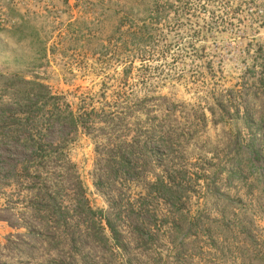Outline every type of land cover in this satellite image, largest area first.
I'll return each instance as SVG.
<instances>
[{
  "label": "rangeland",
  "instance_id": "1",
  "mask_svg": "<svg viewBox=\"0 0 264 264\" xmlns=\"http://www.w3.org/2000/svg\"><path fill=\"white\" fill-rule=\"evenodd\" d=\"M5 8L14 24L0 29V264H264V0H8ZM133 22L160 30L136 38ZM139 38L167 52L139 61ZM148 63L157 69L141 67ZM123 81L135 96L124 116H108ZM48 92L75 112L105 106L87 133L67 136L53 124L48 140L67 141L69 158L42 185L52 197L82 186L93 208L119 215V249L85 231L76 247L62 240L43 190L33 191L40 180L24 172L30 148L16 132L27 127L15 116ZM181 167L192 181L179 197L152 186ZM178 199L185 206L174 211Z\"/></svg>",
  "mask_w": 264,
  "mask_h": 264
},
{
  "label": "trees",
  "instance_id": "2",
  "mask_svg": "<svg viewBox=\"0 0 264 264\" xmlns=\"http://www.w3.org/2000/svg\"><path fill=\"white\" fill-rule=\"evenodd\" d=\"M243 2L247 4L246 1ZM250 2L253 4L254 0H250ZM255 6L257 5L255 4ZM225 21L226 19H223L220 23L226 24L228 22ZM204 24L205 25L199 27L200 32L205 30L206 23ZM129 28L133 29V31H131V36L133 37H136L137 33L146 29L143 24L134 22L132 25H129ZM150 30L152 32L159 31V25L158 27L154 26L153 28H148L147 31ZM155 35L157 34L155 33ZM147 36L152 39L153 33L148 32ZM150 38H148V44L142 43L141 38H139L137 42H132L133 45L139 46L142 49L138 58L140 59L139 61L151 62L158 60L157 58L159 56H164V53L167 52L165 44L157 43V45L160 44L158 48L153 47ZM129 67L132 68L133 64H130ZM141 67L157 69L152 68L149 63ZM141 67H139L137 71H139ZM142 71L144 72L145 70L142 69ZM126 72L127 71H124V73ZM147 74L148 73H141L143 76L141 80L142 86L148 85L147 80L149 75ZM32 85L40 84L32 83ZM133 85V83H125V81H123L122 85L119 84L114 88L115 91L113 93L116 97H113V100L115 102H121V105L109 107L112 110L108 111V116L115 117L116 115L124 116L126 114V106L129 104L127 100L130 96H135L136 93ZM106 98L107 97L104 95L103 101H107L108 99ZM134 104L138 106L141 105L140 103ZM104 107L105 106L101 107L99 110L104 112ZM99 110L95 109L92 104H83L75 112L71 109L63 96L53 95L48 92L44 97H36L30 102L25 116H15L20 122L25 121L26 123L24 125L27 127L24 133H20L19 131L16 132V140L26 148H30V155L24 160V166L26 167L24 172L28 174L29 178L31 176L30 174L34 173V178L40 180L41 185L32 183L33 191H38L40 193L43 190L44 196L49 203L46 204L49 211V219L51 220L53 228L58 226L59 232L63 235L61 239L67 241L71 247H76L79 233L85 231L87 235L92 233L96 238H99L102 243L110 247L111 250H115L124 246L121 230L119 229L121 222L118 217L119 215L107 213L104 209L93 208L91 200L86 194V189L82 186L79 187L80 192L73 193L72 196L68 194L63 197H52L50 191L52 192L53 189L49 188L47 190L42 185L44 182L53 184L52 178L54 172L51 170V166H57L65 162L68 163L69 158L68 149L66 148L68 144L67 141L61 143L63 141L61 136H59V139L55 142H50L48 140V131L53 127V124L58 123L59 125L65 126L67 128V136H70L72 133H77L78 131L80 133H87V130H90L96 125V117ZM58 169L61 170L59 167ZM190 175L191 173L188 167H181L170 174H163V176L152 183V186L157 188L156 186L159 185L165 192V195L170 191L172 194H176V196L179 197L180 194L182 195L183 191H185V186L191 183L192 179H190ZM184 206L185 203L178 199L171 205V208L174 209V211H180ZM57 236L60 237L61 235L58 234Z\"/></svg>",
  "mask_w": 264,
  "mask_h": 264
},
{
  "label": "built area",
  "instance_id": "3",
  "mask_svg": "<svg viewBox=\"0 0 264 264\" xmlns=\"http://www.w3.org/2000/svg\"><path fill=\"white\" fill-rule=\"evenodd\" d=\"M8 0H0V29L8 28L14 24V19L10 17L6 11L5 4ZM51 2L55 0H45ZM73 2H79L80 0H72Z\"/></svg>",
  "mask_w": 264,
  "mask_h": 264
}]
</instances>
